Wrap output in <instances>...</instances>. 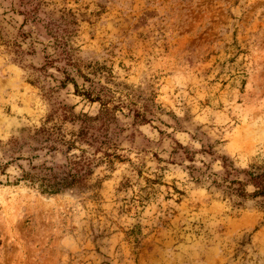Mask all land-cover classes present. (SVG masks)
<instances>
[{"label":"rangeland","instance_id":"1","mask_svg":"<svg viewBox=\"0 0 264 264\" xmlns=\"http://www.w3.org/2000/svg\"><path fill=\"white\" fill-rule=\"evenodd\" d=\"M259 174L264 0H0V264H264Z\"/></svg>","mask_w":264,"mask_h":264},{"label":"trees","instance_id":"2","mask_svg":"<svg viewBox=\"0 0 264 264\" xmlns=\"http://www.w3.org/2000/svg\"><path fill=\"white\" fill-rule=\"evenodd\" d=\"M28 178L31 180L37 178L32 175H27ZM74 178V176H73ZM54 179L53 181H51ZM251 179L254 180L257 184V191L255 192L254 195H261L264 196V174H259V175H252ZM65 180H55V176L52 175L48 180L43 181L42 179L40 180L41 183L39 185V188L41 190L42 194H47V195H53L59 193V188L63 185H65ZM231 183H235V181H232ZM232 189V188H229Z\"/></svg>","mask_w":264,"mask_h":264}]
</instances>
